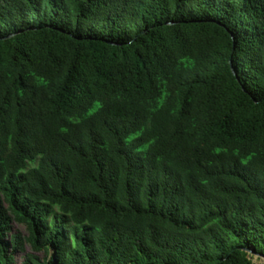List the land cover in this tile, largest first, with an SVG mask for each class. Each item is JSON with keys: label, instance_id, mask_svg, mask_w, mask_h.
I'll use <instances>...</instances> for the list:
<instances>
[{"label": "trees", "instance_id": "trees-1", "mask_svg": "<svg viewBox=\"0 0 264 264\" xmlns=\"http://www.w3.org/2000/svg\"><path fill=\"white\" fill-rule=\"evenodd\" d=\"M248 250L264 255V0H0V264Z\"/></svg>", "mask_w": 264, "mask_h": 264}, {"label": "rangeland", "instance_id": "rangeland-1", "mask_svg": "<svg viewBox=\"0 0 264 264\" xmlns=\"http://www.w3.org/2000/svg\"><path fill=\"white\" fill-rule=\"evenodd\" d=\"M252 264H264V258L261 256H253Z\"/></svg>", "mask_w": 264, "mask_h": 264}, {"label": "water", "instance_id": "water-1", "mask_svg": "<svg viewBox=\"0 0 264 264\" xmlns=\"http://www.w3.org/2000/svg\"><path fill=\"white\" fill-rule=\"evenodd\" d=\"M232 69H233L234 74L236 75V70L234 69V67H232ZM248 251H249V253L253 254L254 256H261L264 258V255H262V254H258L255 251H251V250H248Z\"/></svg>", "mask_w": 264, "mask_h": 264}]
</instances>
